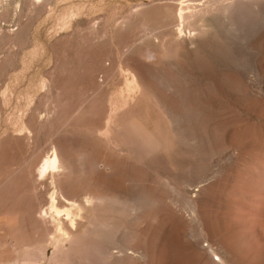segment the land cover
Masks as SVG:
<instances>
[{
	"label": "rangeland",
	"instance_id": "1",
	"mask_svg": "<svg viewBox=\"0 0 264 264\" xmlns=\"http://www.w3.org/2000/svg\"><path fill=\"white\" fill-rule=\"evenodd\" d=\"M182 1L0 0V264H264V0Z\"/></svg>",
	"mask_w": 264,
	"mask_h": 264
},
{
	"label": "bare ground",
	"instance_id": "2",
	"mask_svg": "<svg viewBox=\"0 0 264 264\" xmlns=\"http://www.w3.org/2000/svg\"><path fill=\"white\" fill-rule=\"evenodd\" d=\"M187 1V0H186ZM186 1H184V2H186ZM183 2V1H182ZM181 2V3H182ZM183 2V3H184ZM182 3V5H185V4H183ZM181 5V4H180ZM258 6V5H257ZM184 8H186V7H184ZM181 9H183V7L181 8ZM180 9V10H181ZM185 10V9H184ZM192 14H194V13H192ZM192 14H190V13H186V12H180L179 13V16H177L178 17V19L180 18L181 19V21L180 22H182V21H185L187 18H190L191 16H192ZM178 15V14H177ZM179 24V23H178ZM182 26V25H181ZM188 26V25H187ZM190 26V25H189ZM192 27V26H191ZM193 28V27H192ZM199 28V27H198ZM201 28V27H200ZM178 29V31H179V27L177 28ZM199 30V29H198ZM177 31V32H178ZM200 31V30H199ZM202 31H204V30H202ZM205 33V32H204ZM178 36V35H177ZM181 38V37H180ZM149 54V53H148ZM153 54V53H152ZM148 56V55H147ZM152 56V55H151ZM50 157V156H49ZM43 163H45L44 165H43V167H41V169H42V171H41V173L43 172V171H47L49 168H52V169H54V168H57V167H59L60 165H59V159H58V155H57V153L55 152L54 153V155L52 156V157H50L46 162H43ZM42 166V165H41ZM64 199H66L65 197H63ZM71 202V201H70ZM75 204H74V202H72V206L71 207H67V208H65L64 209V212H65V214H66V218L69 220V222H70V224L71 225H73V226H75V224H76V219H75V217L74 216H76V213H75V211H74V209H75ZM54 209H55V213L57 214V215H60L61 213H62V210H60V209H58L56 206H54ZM54 213V212H53ZM59 218V217H58ZM67 220V221H68ZM62 222V221H61ZM64 225V224H63ZM70 233V232H69Z\"/></svg>",
	"mask_w": 264,
	"mask_h": 264
},
{
	"label": "built area",
	"instance_id": "3",
	"mask_svg": "<svg viewBox=\"0 0 264 264\" xmlns=\"http://www.w3.org/2000/svg\"><path fill=\"white\" fill-rule=\"evenodd\" d=\"M50 264H62V263H60V262H53V263H50Z\"/></svg>",
	"mask_w": 264,
	"mask_h": 264
}]
</instances>
